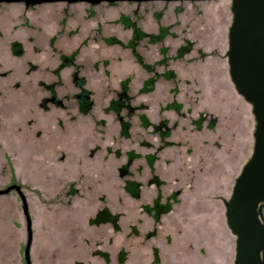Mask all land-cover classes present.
<instances>
[{"label":"rangeland","instance_id":"rangeland-1","mask_svg":"<svg viewBox=\"0 0 264 264\" xmlns=\"http://www.w3.org/2000/svg\"><path fill=\"white\" fill-rule=\"evenodd\" d=\"M231 4L0 2V190L22 188L0 193V264H26L25 202L33 264H234L225 200L256 121L229 73ZM155 176L177 194L160 221ZM104 207L118 230L92 222Z\"/></svg>","mask_w":264,"mask_h":264},{"label":"water","instance_id":"water-1","mask_svg":"<svg viewBox=\"0 0 264 264\" xmlns=\"http://www.w3.org/2000/svg\"><path fill=\"white\" fill-rule=\"evenodd\" d=\"M35 5L54 1L117 0H0ZM214 1V0H209ZM232 23L228 31V66L237 92L252 106L256 121L254 146L250 159L236 178L232 195L225 200L229 228L236 236L234 264H264V0H232ZM19 185L0 190L7 194ZM25 248L26 264L32 261V220Z\"/></svg>","mask_w":264,"mask_h":264},{"label":"trees","instance_id":"trees-1","mask_svg":"<svg viewBox=\"0 0 264 264\" xmlns=\"http://www.w3.org/2000/svg\"><path fill=\"white\" fill-rule=\"evenodd\" d=\"M133 28H134V34L139 36V39H141L142 37L147 35L145 32L141 31L140 29L136 28L135 26ZM162 33H163V31H162V27H161L160 32L158 34L151 35L150 37L151 38H155L156 40H159V39H162L164 37V35H165V32H164V34H162ZM14 46H15L14 49L16 51H18L20 49L16 44ZM137 56L140 58L139 55H137ZM68 58H71V57H68ZM169 75L171 77H175V74H174L173 71H170ZM75 78H76V80H81L80 83L83 85V83H84L83 79H80L77 76ZM154 80L155 79L149 80L148 81V85H152ZM80 95H81V97H80L81 108H82V110L84 112H87L89 110L90 102H91L90 99L88 98L89 90L82 89ZM124 100H126V98H120L119 100H116V101L114 100L113 103H112V106H114L116 108L117 107H121V105H122ZM126 129H127V127H126ZM165 134L168 135V132L165 133ZM121 173L124 174V175H128L127 166H124L122 168ZM151 182L155 183L157 185V187L159 189V193H158L157 197L155 198V200H154L152 205H146V210L149 213L153 214V216L155 217L156 221H160L162 213H165V212L169 211L170 209H172L173 202L177 201V198H176L177 194H175L176 196L173 197L174 201H171V198H167L166 202H163L162 201L163 195H162L161 190H160V186L162 185V182L158 179L157 176L152 178ZM142 186H143V184L141 182L137 181V180L129 179V178L125 179L126 190L134 197H137V198L141 197ZM119 217H120L119 214L112 213L107 207H104L103 209L98 211L96 216L94 218H92L91 220H92L93 223H103V222H107V221L112 222L114 227H115V229L118 230L119 227H120L119 223H118L119 222ZM107 255H108L107 253L103 254V256L106 259H107ZM126 258H127V252L121 251V253H120V262L123 263L126 260Z\"/></svg>","mask_w":264,"mask_h":264},{"label":"flooded vegetation","instance_id":"flooded-vegetation-1","mask_svg":"<svg viewBox=\"0 0 264 264\" xmlns=\"http://www.w3.org/2000/svg\"><path fill=\"white\" fill-rule=\"evenodd\" d=\"M133 32H134V28H133ZM170 71H172V70H170ZM170 71H169V72H170ZM169 72H166V73H169ZM166 73H165V74H166ZM168 77H171V76L169 75ZM13 186H16V185L14 184ZM263 209H264V208H263ZM150 214H151V213H150ZM151 215L153 216V214H151Z\"/></svg>","mask_w":264,"mask_h":264}]
</instances>
